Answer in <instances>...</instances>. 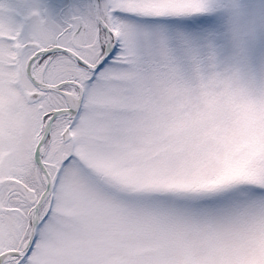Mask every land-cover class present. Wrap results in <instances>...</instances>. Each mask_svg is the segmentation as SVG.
<instances>
[{"label": "snow or ice", "instance_id": "snow-or-ice-1", "mask_svg": "<svg viewBox=\"0 0 264 264\" xmlns=\"http://www.w3.org/2000/svg\"><path fill=\"white\" fill-rule=\"evenodd\" d=\"M0 264H264V0H0Z\"/></svg>", "mask_w": 264, "mask_h": 264}]
</instances>
